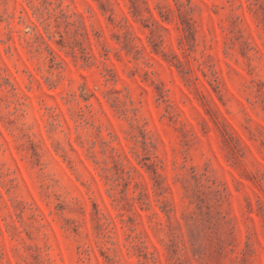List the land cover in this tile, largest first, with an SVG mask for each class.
I'll return each instance as SVG.
<instances>
[{"label": "rangeland", "instance_id": "obj_1", "mask_svg": "<svg viewBox=\"0 0 264 264\" xmlns=\"http://www.w3.org/2000/svg\"><path fill=\"white\" fill-rule=\"evenodd\" d=\"M0 264H264V0H0Z\"/></svg>", "mask_w": 264, "mask_h": 264}]
</instances>
